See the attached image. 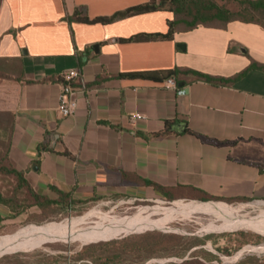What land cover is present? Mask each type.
Masks as SVG:
<instances>
[{"label":"crops","instance_id":"1","mask_svg":"<svg viewBox=\"0 0 264 264\" xmlns=\"http://www.w3.org/2000/svg\"><path fill=\"white\" fill-rule=\"evenodd\" d=\"M150 1L162 0H2L0 155L52 202L59 201L56 190L80 204L116 195L163 198L142 180L222 200H264V71L227 86L187 77L186 94L177 82L169 89L167 80L121 77L177 68L234 77L253 61L264 65V28L236 21L226 29L178 31L170 40L126 42L167 34L173 13L122 16L106 25L66 20L77 9L90 19L113 18ZM71 70L80 73L78 106L65 118L59 95ZM168 120L174 133L152 136ZM180 123L185 132L174 129ZM201 205L223 208L189 209ZM29 214L43 218L38 208L12 218L0 203V228Z\"/></svg>","mask_w":264,"mask_h":264},{"label":"rangeland","instance_id":"2","mask_svg":"<svg viewBox=\"0 0 264 264\" xmlns=\"http://www.w3.org/2000/svg\"><path fill=\"white\" fill-rule=\"evenodd\" d=\"M5 184L9 188H4ZM14 184L11 178L0 175V192L6 197ZM196 203L221 206L227 211L220 216L201 205L199 210L185 211L172 220L164 221L170 214L156 215L184 211ZM95 213L101 214L87 216ZM139 213L146 218L122 224ZM148 215L155 223L151 224ZM100 217L120 220L111 226L97 224L83 229L85 222ZM256 220L260 223H253ZM21 229L14 238L3 237ZM57 230L64 234H41ZM17 239L21 243L18 247L0 253V264H181L194 254L207 264H264V247L257 251L264 246V200L200 202L116 195L90 204L47 208L43 218L29 214L2 225L0 246Z\"/></svg>","mask_w":264,"mask_h":264},{"label":"trees","instance_id":"3","mask_svg":"<svg viewBox=\"0 0 264 264\" xmlns=\"http://www.w3.org/2000/svg\"><path fill=\"white\" fill-rule=\"evenodd\" d=\"M2 0H0L1 7ZM153 12H168L173 13L174 19L168 22V33L165 35H153V34H139L130 39L124 40L126 42H142L149 41L151 39L161 38L164 40H170L174 34L178 31L190 32L199 27L214 28V29H226L231 22H242L248 24H256L264 28V0H162L160 2L150 1L149 3L142 4L135 8L129 9L120 15L113 18H96L90 19L88 16L83 14L79 9L72 16H67L66 20L71 25L72 23H81L87 25L94 24H109L118 17L122 16H133ZM260 70L264 71V65L259 64L255 61L240 74L231 78L214 77L211 75L203 74L191 69H174L167 72H145V73H133L123 74L122 78H128L133 80H145L156 83H162L170 78H174L177 83L188 81L187 77H191L194 81H202L209 83L214 86H227L239 81L245 77L249 72ZM63 83V79H61ZM76 87V84H73ZM175 121H166L164 129L158 133L153 134L154 137H164L165 135L174 133L173 126ZM187 133L193 134L201 138L198 134L193 133L187 129ZM142 135V134H141ZM145 136V135H144ZM63 155L74 159L75 157L68 151L65 150ZM0 175L11 178L16 184L15 189L8 193L7 197L0 192V203L9 206L13 212L12 218L17 217L22 212L27 211L30 208H38L42 214L44 210H54L61 208L62 206L67 207L72 204H80L79 202L73 201L69 195L64 194L58 190L59 201L52 202L47 198L39 195L30 183L26 180L24 173L16 171L8 158L7 154L0 155ZM144 184L152 187L156 192L161 194L166 200H195L200 202H209L211 200H222L205 194L204 192L191 189V188H180V189H167L156 183L142 180ZM249 200L247 198H234L229 201H242ZM56 205V206H53ZM192 205V204H191ZM190 206V205H188ZM186 207V206H185ZM170 211V210H169ZM101 213L90 214L99 215ZM86 216V217H87ZM43 226V225H42ZM33 227H39L34 226ZM3 236L14 238L19 232ZM223 252V250H218ZM227 252V251H226ZM216 260L219 258L214 257ZM173 264V263H170ZM181 264H207L201 261L197 254H194L191 259L183 261ZM255 264V263H251Z\"/></svg>","mask_w":264,"mask_h":264},{"label":"bare ground","instance_id":"4","mask_svg":"<svg viewBox=\"0 0 264 264\" xmlns=\"http://www.w3.org/2000/svg\"><path fill=\"white\" fill-rule=\"evenodd\" d=\"M205 205H208V204H205ZM199 208H202V207H199ZM199 208H192V209H188V210H184V211H179V212H173V213H163V212H159V213H157L156 215H163V214H170L164 221H167V220H172V219H174L177 215H182L185 211H190V210H192V211H194V210H199ZM210 211H211V213H214V214H218V215H220V216H223L222 214H223V212H225V211H227L226 209H211L210 208ZM147 214H149V212L147 213ZM152 213L150 212V214L149 215H151ZM147 216L149 219H151L150 218V216ZM144 218H146V217H143V213H139L138 215H136L133 219H131V220H125V221H123L122 222V224H124V225H127V224H129V223H133V222H138V221H140V220H142V219H144ZM98 220L97 221H93L94 220V218L93 219H91V220H88L87 222H85L84 224H85V226H83V229H88L89 230V228H91V227H94L95 225H97V224H104V225H107V226H111V225H114V224H118L119 223V220H113L111 217L110 218H107V217H100V218H97ZM109 219V220H108ZM151 221H152V223L151 224H153V223H155L152 219H151ZM158 221H163L162 219H159ZM157 221V222H158ZM233 223L234 222H232L231 221V225H233ZM253 223H255V224H259L260 222H259V220L257 221H253ZM84 224H82V225H84ZM91 224H93V225H91ZM162 224V223H161ZM160 224V225H161ZM142 225V224H141ZM163 225V224H162ZM122 226V225H121ZM69 227V226H68ZM75 227V226H74ZM142 227V226H141ZM65 228V227H64ZM129 228V227H128ZM142 228H144V227H142ZM75 229V228H74ZM105 229V228H104ZM113 229V228H112ZM123 229V228H122ZM138 229V228H137ZM65 230V229H64ZM73 230V229H72ZM106 230V229H105ZM118 230H119V228H118ZM110 231V230H109ZM115 231V230H114ZM72 232V231H71ZM76 232H78V231H76ZM105 233H107V232H105ZM41 234H43L44 236H49V235H53V234H64V232L63 231H60V230H57V231H54V232H50V231H42L41 232ZM69 234V233H68ZM79 234V233H78ZM80 236H81V233H80ZM87 236V235H86ZM100 236V235H99ZM34 237V236H33ZM50 237V236H49ZM40 240V239H39ZM90 241V240H89ZM88 241V242H89ZM17 243H19V244H17ZM15 244H17V245H15ZM21 243H20V239L18 240H15L14 242H12V243H10V244H5V245H2V246H0V253H2V252H6V250L7 249H9V248H15V247H18L19 245H20ZM264 246H261L260 248H258V252H260L261 251V249L263 248ZM8 251H10V250H8Z\"/></svg>","mask_w":264,"mask_h":264},{"label":"built area","instance_id":"5","mask_svg":"<svg viewBox=\"0 0 264 264\" xmlns=\"http://www.w3.org/2000/svg\"><path fill=\"white\" fill-rule=\"evenodd\" d=\"M80 78V73L77 70L65 72L62 75L63 83L61 85V92L59 95V112L65 118L71 117L77 110L76 89L73 84ZM169 89H177V83L174 78H170L165 83ZM141 116H134L137 120Z\"/></svg>","mask_w":264,"mask_h":264},{"label":"water","instance_id":"6","mask_svg":"<svg viewBox=\"0 0 264 264\" xmlns=\"http://www.w3.org/2000/svg\"><path fill=\"white\" fill-rule=\"evenodd\" d=\"M97 48H98V45L93 46V49H97ZM178 87L181 89L179 91L180 94H186L187 93V90L183 89L185 87V83H183V82L179 83ZM174 129L178 132H185L186 125L184 123H180V124L176 125Z\"/></svg>","mask_w":264,"mask_h":264}]
</instances>
